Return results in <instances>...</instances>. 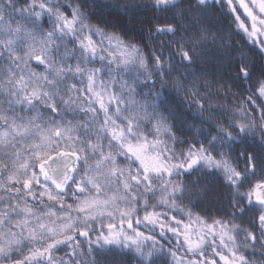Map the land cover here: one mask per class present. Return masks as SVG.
<instances>
[{"label":"snow or ice","instance_id":"1","mask_svg":"<svg viewBox=\"0 0 264 264\" xmlns=\"http://www.w3.org/2000/svg\"><path fill=\"white\" fill-rule=\"evenodd\" d=\"M94 6L0 0V264H121L113 246L157 264L169 233L172 264H217L210 255L257 264V254L264 264V110L224 104L233 86L264 97V0H152L167 19L148 41L171 38L147 49L117 25L92 23ZM112 7L129 16L140 5ZM238 7L259 67L209 19V9ZM169 89L188 98L196 135L182 138L170 122ZM249 138L259 150L234 148ZM199 173L228 189L215 214L189 207L211 194L191 179ZM134 223L158 226L160 240Z\"/></svg>","mask_w":264,"mask_h":264},{"label":"trees","instance_id":"2","mask_svg":"<svg viewBox=\"0 0 264 264\" xmlns=\"http://www.w3.org/2000/svg\"><path fill=\"white\" fill-rule=\"evenodd\" d=\"M120 2V0H95V6L92 8L90 15L92 16V23H101L105 22L109 25H117L118 27L115 29L116 31H121L122 29L127 30L131 35L127 37L132 39V42L141 43L142 46L147 48H155L158 47L160 42H167L170 40L169 35H158L150 42L148 41V33L149 30L153 28L154 25L164 26V21L167 19V16L162 14L159 11H153L151 4L152 0H135V2L140 5V7L135 11L134 14L125 16L118 9L112 7V5ZM170 15V14H168ZM238 15L240 20L235 21L234 17ZM209 19L212 23L219 29L221 33H223L226 39L231 42L233 46V50L243 48L244 52L250 56V59L255 62L257 67L260 66L261 60L256 51V47L259 46L258 42L256 47L253 46L252 39L248 37V35L244 32V30L240 27V21H243L244 25L249 27V24L245 21L244 17L241 16V13L236 12L233 14H228L225 10L216 11L213 9H209ZM101 26H104L101 23ZM250 28V27H249ZM108 30H113L109 28ZM123 34V31H121ZM71 47V45H69ZM172 47H175L173 45ZM165 54L167 55V49H165ZM39 70V69H37ZM224 80L231 84V80L227 75L224 76ZM232 92L236 93L235 96H230L227 100L224 101L226 107H232L234 105H240L242 107H247L250 110L255 109L254 114L259 116L260 112L264 110L261 106H264V97H259L257 95H252V92L247 91L243 88L232 87ZM147 91V89H145ZM165 95L168 97L169 103L172 106L173 112L175 114L176 119L170 121L174 123L177 128L180 130L178 133L181 137H191L196 135V132L191 128L192 124L199 125V120L194 118V109H190L188 107V98H186L182 93H176L169 90L165 91ZM252 95L254 104L247 103V97ZM25 116L28 113H23ZM219 115V113H218ZM71 119V117H69ZM204 127H207L206 125ZM236 150L242 151L245 148L256 149L259 150V143L257 141H253L249 138L244 144H236L234 145ZM199 178L201 182L207 183L210 187L211 194L203 199L194 200L192 204L189 205L193 213L203 214L205 211H212L215 214L216 209L225 207L228 202L229 192L226 186H223L220 182L219 178L216 177H208L203 173H199L197 176L191 177V179ZM183 179H189V177H183ZM68 199V202H71V199ZM161 209H157L160 211ZM177 215V218H183L187 223L186 217H181L180 214L172 213ZM170 214V215H172ZM143 215V212L140 213ZM170 218V216H169ZM107 223V222H105ZM196 226V225H193ZM134 227H137L134 223ZM146 228V227H145ZM143 227L139 228V231H144L146 235L155 236L157 240H160L159 230L153 231L151 227L145 229ZM94 238V234H93ZM83 246L85 242L84 237H77ZM167 243H164L162 240L161 243H164L165 252L158 253L155 256L157 260V264H172V257L167 254L168 248H173L176 250V242L171 238V234L169 233L167 237H165ZM150 242H146L144 247L147 249ZM116 248L118 252H121L120 261L121 264H139L137 255L134 249L124 248L120 249L118 246H113ZM259 253V249L256 250ZM183 250H180L182 254ZM27 250H23L21 255H26ZM247 254V253H246ZM54 255L58 257L64 256V246H60V250L54 251ZM255 261H260V256L257 254L254 257H251Z\"/></svg>","mask_w":264,"mask_h":264},{"label":"rangeland","instance_id":"3","mask_svg":"<svg viewBox=\"0 0 264 264\" xmlns=\"http://www.w3.org/2000/svg\"><path fill=\"white\" fill-rule=\"evenodd\" d=\"M246 2H248V0H246ZM254 11H258V9H254ZM237 12L238 13H241V16H243L244 17V19H245V21L249 24V27H250V25H251V18H249V17H247V14L244 12V10L242 9V8H237ZM105 222H108L107 220H105ZM137 226V225H136ZM137 227H139V228H141V227H143V228H145V226L143 225V224H141V225H139V226H137ZM149 227H151V226H149ZM193 227H198V225H196V226H193ZM145 229H147V228H145ZM159 230V228H158V226H157V228H156V230ZM141 232H144L143 230L141 231ZM145 233V232H144ZM129 234H130V232H129ZM145 235H146V233H145ZM159 238H160V236H159ZM193 238H195V237H193ZM218 251H223L222 249H217ZM223 254L224 255H228V253L226 252V251H223ZM210 255V254H209ZM210 258H215L216 260H217V264H223V261H221V260H219V258L218 257H211V255H210ZM257 264H259V262H257Z\"/></svg>","mask_w":264,"mask_h":264}]
</instances>
